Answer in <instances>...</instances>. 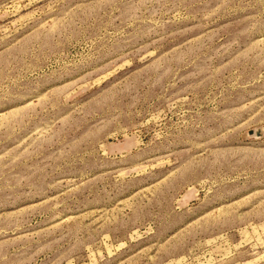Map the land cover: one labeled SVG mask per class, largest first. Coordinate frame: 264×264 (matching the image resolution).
Here are the masks:
<instances>
[{"label": "rangeland", "instance_id": "obj_1", "mask_svg": "<svg viewBox=\"0 0 264 264\" xmlns=\"http://www.w3.org/2000/svg\"><path fill=\"white\" fill-rule=\"evenodd\" d=\"M0 264H264V0H0Z\"/></svg>", "mask_w": 264, "mask_h": 264}]
</instances>
